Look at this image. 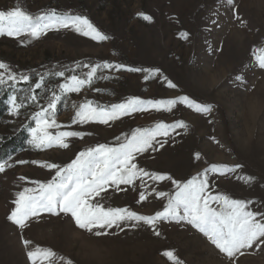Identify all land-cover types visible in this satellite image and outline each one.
<instances>
[{
    "label": "rangeland",
    "instance_id": "rangeland-1",
    "mask_svg": "<svg viewBox=\"0 0 264 264\" xmlns=\"http://www.w3.org/2000/svg\"><path fill=\"white\" fill-rule=\"evenodd\" d=\"M16 6L34 16L52 10L86 16L109 40L97 43L71 30L50 32L38 40L0 36V62L17 74H27L31 82L0 89V162L12 165L0 173V264H32L27 251L36 246L51 249L74 264H171L163 255L167 250H173L183 264H231L202 234L175 223L158 225L159 236L141 225L124 231L113 228L111 235L95 237L82 232L68 217L46 215L21 230L8 216L18 192L34 187L31 181L47 182L54 175L33 161L66 165L88 147L114 145L116 137L138 127L178 120L185 121L188 129L158 138L167 140L165 146L140 156L139 165L186 181L213 164H239L234 174L209 173L213 192L251 201L253 210L264 209V70L254 59V49L264 48V0H234L232 8L239 19H234L224 0H0V10ZM141 13L152 20H144ZM105 61L159 69L160 75L146 81L147 73L99 71L98 77L106 78L96 79L91 87L69 94L57 105L60 130L82 132L83 138H72L68 149L34 148L29 143L36 126L33 116L40 105H46L50 90L65 82L51 72L64 70L66 77L83 75L87 68L68 69L78 63ZM42 74L45 84L34 93L38 101L25 100ZM164 77L178 87L168 88ZM236 77H242L243 83ZM184 94L211 104L213 111L197 114L180 105L171 113L138 112L107 125L73 123V104L90 100L109 106L129 97L169 99ZM13 95L18 103L24 101L19 115L11 114ZM196 153L200 154L198 160ZM248 177L251 183L246 182ZM147 184L166 193L175 191L168 181L153 184L149 180ZM137 185H122L126 191L109 189L103 203L145 215L163 209L166 199L156 198L151 189L147 199L139 202L138 193L144 189L139 181ZM21 236L32 242L27 249ZM235 264H264V245L247 250Z\"/></svg>",
    "mask_w": 264,
    "mask_h": 264
},
{
    "label": "snow or ice",
    "instance_id": "snow-or-ice-1",
    "mask_svg": "<svg viewBox=\"0 0 264 264\" xmlns=\"http://www.w3.org/2000/svg\"><path fill=\"white\" fill-rule=\"evenodd\" d=\"M233 11L234 19H239L235 9L232 8L234 0H224ZM144 20L151 21L152 17L140 14ZM71 30L87 37L94 42L102 43L109 40V36L98 29L86 16L70 13H60L56 10L32 15L21 6L12 10H0V36L20 38L21 36L38 40L50 32ZM187 38V33L182 34ZM254 59L259 69L264 70V48L254 49ZM87 68L83 75L72 74L65 76L64 70L51 72V75L64 78L65 82L58 85V89H51L46 105H40V110L35 113L33 120L35 128L31 130L32 139L29 143L36 149L51 148L68 149L72 138H83L84 133L79 131L63 130L56 121L57 105L71 93H79L86 87H91L102 70L147 73V81L160 75L159 69L126 67L123 64L102 62L95 64H77L68 71L75 72L76 68ZM202 67L200 65L197 66ZM241 80L242 77H236ZM168 88L176 89L177 84L164 77ZM19 83L31 84L27 74H17L9 66L0 62V89L5 86L15 87ZM45 84V75H40L39 81L30 86L29 96L25 100L36 103L39 99L34 93ZM247 90V89H245ZM15 95L10 97L13 115H19L24 101L17 102ZM186 106L197 114L207 115L213 111L211 104L190 98L188 94L169 99H142L129 97L120 103L109 106L86 101L73 104L75 115L73 123H100L107 125L126 116L138 112H173L177 106ZM189 125L178 120L173 123L163 121L151 127H138L130 134L116 137L114 145L98 144L88 147L76 154L75 158L66 165L57 163H38L40 167L54 171L53 177L47 182L31 181L34 187H25L16 194L13 201L15 207L11 210L8 219L19 229L29 227L33 220L39 221L44 216L68 217L82 232L91 236L101 237L111 235L113 228L124 231L125 228H137L141 225L150 228L159 236L157 230L162 222L175 223L181 227H191L212 245L220 254L227 258L231 264L247 250H258L264 245V209L253 210V202L234 199L225 193H214L209 181V173L227 176L234 174L241 165L213 164L203 172L197 173L186 181L175 179L167 173L149 171L139 165L138 158L150 151H159L165 146L167 140L177 129L187 130ZM56 129L55 132L49 131ZM218 143V141H217ZM198 160L200 154L196 153ZM18 163H26L19 161ZM12 165L8 161L0 162V173ZM22 180H27L21 177ZM153 184L168 181L175 191L166 193L156 190L147 181ZM139 187V202L147 199L149 189L156 198L165 200L163 209L152 215L139 214L127 207L105 206V194L109 189L113 192L126 191L121 186ZM251 183L252 178H246ZM21 242L27 249L32 243L21 236ZM171 264H183L173 250L163 253ZM28 259L32 264H74L71 259H66L48 248L36 246L27 251Z\"/></svg>",
    "mask_w": 264,
    "mask_h": 264
},
{
    "label": "trees",
    "instance_id": "trees-1",
    "mask_svg": "<svg viewBox=\"0 0 264 264\" xmlns=\"http://www.w3.org/2000/svg\"><path fill=\"white\" fill-rule=\"evenodd\" d=\"M13 143V142H10V144Z\"/></svg>",
    "mask_w": 264,
    "mask_h": 264
}]
</instances>
